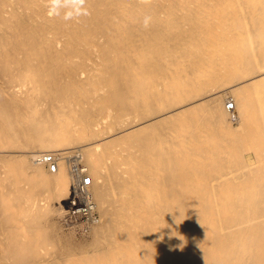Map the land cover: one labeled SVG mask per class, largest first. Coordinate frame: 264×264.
<instances>
[{
    "label": "bare ground",
    "instance_id": "1",
    "mask_svg": "<svg viewBox=\"0 0 264 264\" xmlns=\"http://www.w3.org/2000/svg\"><path fill=\"white\" fill-rule=\"evenodd\" d=\"M0 264H264V0H0Z\"/></svg>",
    "mask_w": 264,
    "mask_h": 264
},
{
    "label": "built area",
    "instance_id": "2",
    "mask_svg": "<svg viewBox=\"0 0 264 264\" xmlns=\"http://www.w3.org/2000/svg\"><path fill=\"white\" fill-rule=\"evenodd\" d=\"M228 107H231V104H228ZM43 161L48 164L51 171H54L53 159L50 156L43 158ZM67 161L72 170L73 180L70 196L64 201L67 207L65 214L67 219L65 221L68 224H72L69 222L71 219L89 220L91 218L90 220H92V218L97 217V213L91 206L89 191L83 187L89 184V180L78 172L77 166L80 160L76 155L68 156Z\"/></svg>",
    "mask_w": 264,
    "mask_h": 264
},
{
    "label": "rangeland",
    "instance_id": "3",
    "mask_svg": "<svg viewBox=\"0 0 264 264\" xmlns=\"http://www.w3.org/2000/svg\"><path fill=\"white\" fill-rule=\"evenodd\" d=\"M45 169V168H44ZM46 171V170H45ZM61 204H62V202H61ZM79 219V220H78ZM84 220L86 221V219H80V218H77V219H71V220H69V222L70 223H72V224H83L82 222H84ZM81 222V223H80ZM62 225V224H61ZM60 227H62V226H60ZM65 228V227H64ZM63 227H62V230H64L65 231V229H64ZM73 234V237L76 239H78V238H80V237H78V235L79 234H76V233H72Z\"/></svg>",
    "mask_w": 264,
    "mask_h": 264
},
{
    "label": "clouds",
    "instance_id": "4",
    "mask_svg": "<svg viewBox=\"0 0 264 264\" xmlns=\"http://www.w3.org/2000/svg\"><path fill=\"white\" fill-rule=\"evenodd\" d=\"M81 3H82V0H81ZM84 14H87V13L85 12ZM68 18H69L68 16L65 17V19H68ZM147 24H148V20L146 19L145 20V27H147Z\"/></svg>",
    "mask_w": 264,
    "mask_h": 264
}]
</instances>
